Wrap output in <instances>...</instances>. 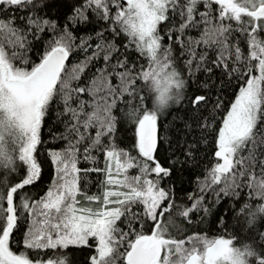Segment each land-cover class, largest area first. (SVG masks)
<instances>
[{
  "label": "snow or ice",
  "instance_id": "6c2138e0",
  "mask_svg": "<svg viewBox=\"0 0 264 264\" xmlns=\"http://www.w3.org/2000/svg\"><path fill=\"white\" fill-rule=\"evenodd\" d=\"M0 264H264V0H0Z\"/></svg>",
  "mask_w": 264,
  "mask_h": 264
},
{
  "label": "trees",
  "instance_id": "16d2710c",
  "mask_svg": "<svg viewBox=\"0 0 264 264\" xmlns=\"http://www.w3.org/2000/svg\"><path fill=\"white\" fill-rule=\"evenodd\" d=\"M184 187L187 188L188 184L185 183ZM69 255H70V258H73V259H82L81 254L78 252L77 253H70Z\"/></svg>",
  "mask_w": 264,
  "mask_h": 264
}]
</instances>
